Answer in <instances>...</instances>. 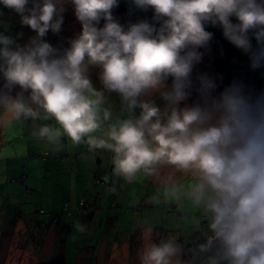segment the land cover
I'll return each instance as SVG.
<instances>
[{"label":"clouds","instance_id":"1","mask_svg":"<svg viewBox=\"0 0 264 264\" xmlns=\"http://www.w3.org/2000/svg\"><path fill=\"white\" fill-rule=\"evenodd\" d=\"M121 2L0 0L34 33L20 43L23 32L0 30V127L54 121L33 123L44 149L66 138L89 153L108 150L125 182L175 166L193 177L184 195L200 213L192 223L207 221L199 248L215 246L210 264H264V89L196 71L211 26L264 76V0H124L128 16H150L123 22L114 15ZM68 6L79 31L54 46L45 37L61 33ZM169 192L180 200L179 186ZM180 250L175 237L149 242L140 264H180Z\"/></svg>","mask_w":264,"mask_h":264},{"label":"crops","instance_id":"2","mask_svg":"<svg viewBox=\"0 0 264 264\" xmlns=\"http://www.w3.org/2000/svg\"><path fill=\"white\" fill-rule=\"evenodd\" d=\"M6 133L0 127V264H46L55 259H63L64 264H140L139 256L147 243L169 237H175L180 245V264H192L183 260L182 248L190 243L193 231L180 228L177 217L172 218V226L161 221L164 208L158 206L155 195L163 189L146 175H137L134 182L114 176L113 153L108 150L89 153L86 145L71 144H62L56 151L44 149L42 144L18 146ZM26 159L34 160L35 165L30 194L28 188L25 192L22 189L28 180ZM158 177L164 179L163 175ZM142 178L145 190L138 187ZM97 179L105 183L103 187L96 184ZM99 192L103 195L97 196ZM130 195L144 205L141 212L148 217L147 224L130 222L123 226L124 221H120L121 200ZM38 200L41 205L26 206ZM80 200L84 201L82 212ZM76 223L84 225L85 231L77 232ZM149 225L152 231L145 233ZM208 237H204L205 242Z\"/></svg>","mask_w":264,"mask_h":264},{"label":"rangeland","instance_id":"3","mask_svg":"<svg viewBox=\"0 0 264 264\" xmlns=\"http://www.w3.org/2000/svg\"><path fill=\"white\" fill-rule=\"evenodd\" d=\"M122 3L126 7L124 0H122ZM63 15H64V24L61 33H59L58 35H54L51 32H49L45 37V39L54 46L59 44L63 47H67V39L73 37L74 34L79 31V24L75 21L71 6L67 7ZM144 16H150V13L147 14L136 13L133 16L126 15V17L121 19V21L123 22L124 20H128V19L135 20L137 18H142ZM18 21L19 18L14 12L3 8V6H0V30H3L4 25L7 24L10 27L11 34L13 36H15L16 32H23L24 34L23 38L20 39L19 42L24 43L27 41V39L30 36L34 35V33L31 32L27 27L21 28ZM207 30L213 33V38L211 42L215 43L216 47L214 45H211L210 44L211 42L209 43L210 51H208L203 57L204 59H206V63L197 71L207 72L211 75H215L218 72L223 71L228 75L230 74L233 78L242 80L243 82H245L247 85H249L254 89L257 90L264 89V80L259 79L257 77V75L261 73L259 71H253L249 68L247 57L240 50L236 49L233 45L229 44L224 39L222 35V31L218 27H211V26H209ZM201 51L204 50L201 49ZM92 79L93 82L97 84V86H99L95 74H93ZM110 102L113 107L114 117L118 114H121L118 97H116L113 94L110 97ZM33 123L39 126L44 123L53 124L54 121H50V120L49 121L41 120L36 122L28 121L24 125L19 127H13V126L3 127L4 132L7 131L6 133L7 139H10L11 142H13L14 144H18V146H22L23 144H42V142H38L31 135V133L36 130L33 127ZM64 140L65 142L63 144H70V142H68L66 138H64ZM29 149L31 150V152L35 151L30 146ZM17 154L20 155V153ZM28 155H37V154H28ZM40 155L41 154H39V157ZM27 160L28 159H26V161ZM33 162L34 160H30L26 162L27 164L25 163L28 169L27 171L28 180L24 184H22L23 187L22 189L23 192H25L26 189L28 188L27 189V191L29 190L28 194H30L31 191L34 190V180L32 179V174L35 171V165H33ZM155 167L156 170L152 175H147L142 171L138 172L137 175L141 177H144L146 175L152 184L163 189L161 193L155 195V201L158 202V206L161 205V207L164 208L162 211L163 218L161 221L167 226L168 225L172 226L173 225L172 218L177 217L178 220L177 225L180 228L186 229L188 232L201 231L204 237H208L209 235H211V233L208 232L207 230L206 220L202 219L199 227H196L192 223V217L199 216L200 213L196 208H194L191 205L189 200L184 195V192L186 191L187 187L193 182V177L181 171H178L175 168V166L172 165L161 164ZM39 174H40V170H39ZM157 175L158 176L163 175L164 179L162 178V181L160 180L159 177L157 179L156 178ZM67 184H69V181H67ZM172 184H176L181 188L179 201H177V199L169 192V189ZM138 187L141 188L142 190L147 189L146 183L143 182V178L142 181L138 182ZM125 190L133 192L129 187H125ZM28 194L26 193L25 196H27L28 201H30ZM114 194L116 195L117 193ZM147 199L148 202L152 201L149 198ZM121 203L122 205H121L120 221H124L123 226L129 224L130 222L145 223V224L149 222L146 214L143 217L141 212L144 205H142V203L136 200L132 195L128 197L123 196ZM33 205H38V206L41 205L40 200H38L37 202H33L32 204H27L26 206L32 208Z\"/></svg>","mask_w":264,"mask_h":264},{"label":"trees","instance_id":"4","mask_svg":"<svg viewBox=\"0 0 264 264\" xmlns=\"http://www.w3.org/2000/svg\"><path fill=\"white\" fill-rule=\"evenodd\" d=\"M114 15H116L118 18L123 19L127 15V9L125 5L121 2L120 7L114 10ZM217 42V41H215ZM206 63V59L203 58L202 62L196 66V71L199 70L204 64ZM215 75L222 76L224 78L223 83L226 85L228 84L233 77L225 72H218ZM257 77L259 79H263L264 77L261 74H258ZM256 78V77H255ZM262 81V80H261ZM255 82V81H254ZM9 181V179H7ZM101 180H96V184L100 187L104 186V182L102 184L99 183ZM112 193H116L117 189L115 187H110ZM103 193L99 192L97 193V196H102ZM83 203V206L81 205ZM80 209L84 207V201L80 200L79 202ZM65 208V206H64ZM206 242L204 241V237L201 231H193L191 233V241L188 245L182 248V258L185 262L192 263V264H210V258L215 255L216 248L215 246L209 247L207 251H200L199 246L201 244H205ZM46 264H64L63 259H55L50 261L49 263Z\"/></svg>","mask_w":264,"mask_h":264},{"label":"built area","instance_id":"5","mask_svg":"<svg viewBox=\"0 0 264 264\" xmlns=\"http://www.w3.org/2000/svg\"><path fill=\"white\" fill-rule=\"evenodd\" d=\"M48 154V152H46V155ZM100 184H102L103 182L99 181ZM81 205L83 206V203H81ZM68 207V204H65V208ZM84 208V207H83ZM80 210V209H79ZM81 212H82V209H81Z\"/></svg>","mask_w":264,"mask_h":264}]
</instances>
